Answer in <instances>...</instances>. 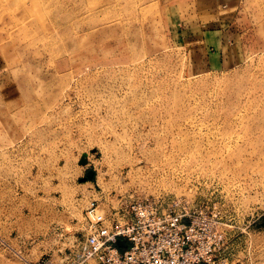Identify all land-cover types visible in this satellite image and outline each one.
<instances>
[{"label": "rangeland", "instance_id": "374dc122", "mask_svg": "<svg viewBox=\"0 0 264 264\" xmlns=\"http://www.w3.org/2000/svg\"><path fill=\"white\" fill-rule=\"evenodd\" d=\"M214 2L0 0V264L138 199L264 264V0Z\"/></svg>", "mask_w": 264, "mask_h": 264}, {"label": "built area", "instance_id": "2783aa9c", "mask_svg": "<svg viewBox=\"0 0 264 264\" xmlns=\"http://www.w3.org/2000/svg\"><path fill=\"white\" fill-rule=\"evenodd\" d=\"M98 208L94 202L87 207L88 230L76 246L32 264H236L221 257L220 247L210 242L201 207L138 199L113 216ZM118 241L127 248L121 250Z\"/></svg>", "mask_w": 264, "mask_h": 264}, {"label": "water", "instance_id": "95a60500", "mask_svg": "<svg viewBox=\"0 0 264 264\" xmlns=\"http://www.w3.org/2000/svg\"><path fill=\"white\" fill-rule=\"evenodd\" d=\"M91 175H92V173H87V177H91ZM117 245H118V247L119 248H121V249H126L127 248V245H126V243L125 242H123V241H118L117 242Z\"/></svg>", "mask_w": 264, "mask_h": 264}, {"label": "crops", "instance_id": "0c3cea01", "mask_svg": "<svg viewBox=\"0 0 264 264\" xmlns=\"http://www.w3.org/2000/svg\"><path fill=\"white\" fill-rule=\"evenodd\" d=\"M220 1H223V0H215V2H214V3H215V4H216V6H217L216 8H218V4H220ZM205 10H206V11H208V9H205ZM214 10H215V9H214ZM209 12H210V11H209ZM209 12H208V13H209ZM205 18H208V16H207V17H205ZM203 20H205V19H203Z\"/></svg>", "mask_w": 264, "mask_h": 264}, {"label": "bare ground", "instance_id": "6f19581e", "mask_svg": "<svg viewBox=\"0 0 264 264\" xmlns=\"http://www.w3.org/2000/svg\"><path fill=\"white\" fill-rule=\"evenodd\" d=\"M88 207V206H87Z\"/></svg>", "mask_w": 264, "mask_h": 264}]
</instances>
